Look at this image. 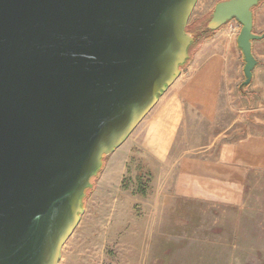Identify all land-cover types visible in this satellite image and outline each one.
Here are the masks:
<instances>
[{
    "label": "water",
    "instance_id": "obj_1",
    "mask_svg": "<svg viewBox=\"0 0 264 264\" xmlns=\"http://www.w3.org/2000/svg\"><path fill=\"white\" fill-rule=\"evenodd\" d=\"M219 0H0V264H58L85 192L180 74L188 46L229 21L248 85L252 9Z\"/></svg>",
    "mask_w": 264,
    "mask_h": 264
},
{
    "label": "crops",
    "instance_id": "obj_2",
    "mask_svg": "<svg viewBox=\"0 0 264 264\" xmlns=\"http://www.w3.org/2000/svg\"><path fill=\"white\" fill-rule=\"evenodd\" d=\"M239 28L229 21L199 47L127 139L106 157L98 183L119 184L125 172L120 154L138 147L156 162L158 172L171 173L173 198L214 208L243 207L247 189L264 177V106L252 92L249 99L239 94ZM253 32L264 34V1L253 10ZM255 42L264 46V36L252 41L253 55ZM255 59L251 80L259 82L264 94V56ZM151 252L160 257L159 249Z\"/></svg>",
    "mask_w": 264,
    "mask_h": 264
},
{
    "label": "rangeland",
    "instance_id": "obj_3",
    "mask_svg": "<svg viewBox=\"0 0 264 264\" xmlns=\"http://www.w3.org/2000/svg\"><path fill=\"white\" fill-rule=\"evenodd\" d=\"M217 1L197 0L188 19L192 28L198 23L195 33ZM207 40L192 48L190 58ZM253 51L256 58L264 56L259 42ZM242 80L241 74L237 84ZM247 89L264 106L259 82L251 80ZM226 120L225 115L221 122ZM129 148L120 154L125 160L120 183H98L101 170L86 192L83 211L61 247L58 264H264V177L247 189L243 207L214 208L173 198L171 173L164 176L141 148ZM153 249L160 250V257Z\"/></svg>",
    "mask_w": 264,
    "mask_h": 264
},
{
    "label": "trees",
    "instance_id": "obj_4",
    "mask_svg": "<svg viewBox=\"0 0 264 264\" xmlns=\"http://www.w3.org/2000/svg\"><path fill=\"white\" fill-rule=\"evenodd\" d=\"M264 0H261L253 9H252V11L256 8V7H258L262 2H263ZM228 23V22H227ZM196 24H198V23H194L193 24V28H194V26L196 27ZM193 28L191 27V25H187V27H186V31L187 32H189V33H191V34H194L195 33V31H193ZM198 27H196L195 29H197ZM219 29V28H218ZM216 30H214V31H209V30H205V31H203V32H201V33H199L198 35H197V38H196V40L195 41H193L189 46H188V58L186 59V61L184 62V64L183 65H181L180 67H182V66H184L187 62H188V60L190 59V51L192 50V48L194 47V46H198L200 43H202V42H204L205 40H207V39H209L212 35H213V33L215 32ZM264 33V32H263ZM241 83V82H240ZM240 85V84H239ZM249 85V84H248ZM248 85H244V86H242V87H240V86H238V89H239V92H240V94H241V96H243V97H245V98H247V99H249L250 98V93H249V91H248ZM108 155H106V156H104V158H103V162H104V160H105V158L107 157ZM102 168H103V164H102V167L98 170V172H97V174H96V176L92 179V185H91V187L90 188H88L87 190H86V192H88L91 188H92V186H93V184H94V180L98 177V175H99V173H100V171L102 170ZM86 192H85V194H86Z\"/></svg>",
    "mask_w": 264,
    "mask_h": 264
}]
</instances>
